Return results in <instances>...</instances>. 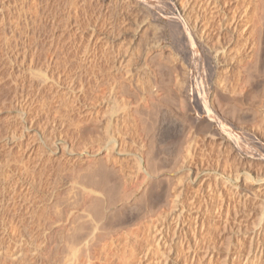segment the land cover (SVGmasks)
<instances>
[{"label": "bare ground", "instance_id": "6f19581e", "mask_svg": "<svg viewBox=\"0 0 264 264\" xmlns=\"http://www.w3.org/2000/svg\"><path fill=\"white\" fill-rule=\"evenodd\" d=\"M87 1L0 10L21 124L0 136V264H217L226 228L246 251L224 263L264 264V0H159L123 58L113 22L72 35ZM41 116L60 131L29 140Z\"/></svg>", "mask_w": 264, "mask_h": 264}, {"label": "rangeland", "instance_id": "374dc122", "mask_svg": "<svg viewBox=\"0 0 264 264\" xmlns=\"http://www.w3.org/2000/svg\"><path fill=\"white\" fill-rule=\"evenodd\" d=\"M57 1L58 0H54V2H53L55 7H56ZM89 1H91V2H89ZM82 2H83V0H82ZM153 3H154L153 7L157 4L156 5L157 9L160 8V6H163V4H164V6L166 5L163 0L161 1V4H160L159 0H157V1H155V0H151V1L150 0H136L135 2H134V0H130V2H128V4L123 3V2L121 4V2L119 0H114V1L113 0H88L87 1L88 5L86 6L87 9H85V11H82L83 14L81 13V15H84V16H80V20H79V22H77L76 28L74 26V28L72 29V31H73L72 35L76 39L81 38V37L84 38V36L88 35L92 26L95 25V27L98 31H105L110 26V24L114 23V25H113V27H114L113 36L111 35L113 56H115L117 58L118 57L123 58L124 56L126 57V55H130L131 48L136 46V44L139 43L138 41L141 40L140 36L143 35L142 33H143L144 29H145L144 34L147 36V38H149L150 36L152 38H154L155 35L157 34V33L155 34V32L158 31L157 28L153 25H152L153 27L150 26L151 25L150 21H152V18H151L152 14H154L155 13L154 11H156V8L155 7L153 8L151 5ZM18 4L20 6V0H0V10L3 11L4 17L9 18V19H13L14 16L17 14ZM125 4L127 5V7ZM148 4H150V5H148ZM159 4H160V6H159ZM54 5L52 6L51 12L52 13L54 12L53 14H54V17L56 18L55 25L57 26V28L55 29V31H59L62 28V32L66 31V32H63L62 36H64V38H68L71 35V26L69 27V24H66L64 22V20L62 19V13H60L61 12L60 9L56 8L57 13H55ZM115 8H118V9H115ZM57 9L60 11H58ZM145 9H148V11ZM149 10H150V12H149ZM99 12L101 13V15ZM84 13H86V14H84ZM113 13H116V14H113ZM133 13H134V15H133ZM136 13H137V15H136ZM53 14H51V15H53ZM118 15H120V16H118ZM116 16H118V17H116ZM136 16H137V18H136ZM103 18H104V20H103ZM123 18L125 20L124 22H123ZM60 19H61V21H59ZM111 19H113V20L111 21ZM61 24L64 25V27H62ZM104 24H106V25H104ZM66 25L70 29H68V27ZM98 26H100V27H98ZM146 26H147V28H146ZM51 27L52 28L54 27V23L52 24V26L50 25L49 28L51 29ZM154 28H156V29H154ZM146 29H147V31H146ZM140 32H141V34H140ZM1 34H2V31H1V26H0V35ZM138 38H139V40H138ZM129 44H132L130 49L127 48V46ZM96 45H97V43H96ZM95 49L97 51L92 50L91 51L92 54L91 53L90 54L95 55V53H96V56H94L97 59L96 62L97 63L99 62L98 64L100 67H105V65H107V62L105 61L106 60V54L103 53V48L98 44L97 46H95ZM102 54H104V56ZM3 58L5 59V54L2 50H0V61H4ZM8 67H9V63L6 62L4 67H2L3 71L1 70V73L3 75H5V77H6V72H7ZM74 67L76 68L77 66L74 65L73 68ZM0 69H1V67H0ZM94 69H96V71H97L98 68L95 66ZM7 84L9 85V80L5 79L4 84L0 85V136L4 135L5 133L6 134L11 133V131H13L14 129L17 130V133H20V129H21L20 123L17 122L14 124L15 119L13 116V111H14L15 106H16L15 105V99L13 98V91H11L10 85L8 86ZM104 86L105 85H102L103 89H105V87H106V86L105 87ZM102 87H101V89H102ZM103 89L101 91H104ZM105 91H106V89H105ZM88 101L90 102L92 100L90 99ZM33 128H35V132H34L35 134L30 135L29 140H31V139L36 140V139H40L41 137L44 140H49L50 138H52V136H54L55 133H58V131H60V128L58 126L56 129L53 128L52 126H50V124L48 123L45 116H41L40 118L35 120L33 123ZM22 133H26V132L23 130ZM236 165H237L238 169L241 171L243 170L242 168H245V166H246V164L243 162L242 163L238 162V164L236 162ZM258 169H259V167H255V172L259 171ZM253 190L255 192L260 193L261 196H264V184L262 182L261 183L255 182V184L253 186ZM238 220H240L241 224L245 228L253 227L255 225V222H256V220L253 218H248L246 221H244L245 216L241 212L238 214L237 223H238ZM226 232L228 234L230 232V229L226 228ZM227 234H224V236L221 240V244H220V247H221L220 248V256H221V258H219L220 261L217 264H237L235 262L234 263H231V262L230 263H227V262L224 263L222 257L224 256V253L226 252L227 248H229V249L232 248L231 249L232 251H230V253L234 252V254H236V251H235V250H237V249H235L236 246L238 249L240 248L239 252H241V254H243L246 251V243L243 241H241L239 243H233V240H232V243L229 244Z\"/></svg>", "mask_w": 264, "mask_h": 264}]
</instances>
